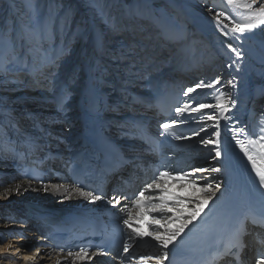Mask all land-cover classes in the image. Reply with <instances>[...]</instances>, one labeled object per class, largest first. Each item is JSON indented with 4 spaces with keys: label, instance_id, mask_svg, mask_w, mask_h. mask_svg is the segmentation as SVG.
<instances>
[{
    "label": "bare ground",
    "instance_id": "6f19581e",
    "mask_svg": "<svg viewBox=\"0 0 264 264\" xmlns=\"http://www.w3.org/2000/svg\"><path fill=\"white\" fill-rule=\"evenodd\" d=\"M22 1L28 9L27 17L18 19L19 22H23L12 24L13 22L10 20L7 23L6 30L2 28V25L0 26V64L10 59L12 49L18 47L21 43L19 36L25 25H29L36 20L43 22L49 17L55 19L56 28L60 35L57 47L64 39H67L70 47V56L63 62L60 70L56 69L58 76H56L55 83L58 86V95L59 86H62L63 82L67 80V69L78 62L84 61L85 52L89 56V52L93 51L97 33L96 28H100L98 32L108 33L106 39L111 33L108 26L101 21L100 16L97 14L96 9L91 6L89 0H58V9L45 11L41 19H36V8L38 7L36 2L38 3L39 0ZM261 1L264 3V0ZM98 2L108 21L123 29L119 35L110 37L112 42L132 43L135 37L143 36L141 34L143 22L148 27L149 34L159 41V47L157 46L156 49L151 51L147 50V47H143L142 42L139 43L141 47L137 49V60L142 67V79L133 84L136 88L133 87L132 91L137 93L136 95H131L129 90L128 98L125 100L119 91V81L112 80V87L105 86L104 92L99 97L93 96L98 101L99 110L92 109L94 116L92 119L100 124V128L107 139L118 142L120 146L129 144V148H131L130 150L121 151V153L123 157H132L133 161L116 168L117 176L120 175L128 182L129 192L132 195L138 193L144 184L150 181H146L149 173L148 167L149 165H156V162L152 151L140 145L138 139L133 136L125 139L126 136L120 135L115 122L135 120L149 133L159 134L160 115L157 112L153 94L157 91L164 92L163 83H171L170 90L179 96L180 106L182 107L184 102L187 101L190 108L185 111L183 116H179L174 112V116L169 121L186 120L185 123L179 124V126L188 129V132L183 136L191 137L192 132L199 131L202 126V123L197 122L198 114L191 112V107L200 102L215 104L214 97L219 93L214 89H198L195 93H190L188 97H185L183 92L195 84L194 77L198 75L199 71L208 75L204 80L207 82L213 79L211 73H214L218 69L217 67H220L221 84L216 87L220 91L228 93L236 101L235 108L231 112L223 114L231 116L232 120L226 122L221 119L220 121L223 158L220 160L213 159L215 153L210 152L209 148L200 143L201 137L209 138L208 134L215 130L212 127H208L207 133H201L200 137L175 141L177 150H170L169 165L171 167L169 169L188 170L194 167H222L224 169L221 173L198 174L207 176L212 183L222 182V191L217 193L218 200L210 202L211 212L205 209L207 216L204 217V222H198L197 227L191 231L186 230L180 241L198 233V227L201 228L217 217L224 208L229 206L232 198L235 199L237 204L257 206L260 213L264 211V201L253 192L239 156L241 148L232 138L233 132L231 130L233 125L237 128H246L248 135L252 139H256V134L259 133L261 127L260 121L264 117V28H257L251 33H245L242 42L232 40L231 37H224L213 21L215 12L224 11L237 21H242L241 13L244 12L243 8L227 6L226 0H98ZM40 4L39 7H43V2ZM209 7L213 9L212 13L208 12ZM66 13H68L67 26L60 33L59 30L64 23ZM148 22L151 25H148ZM224 23L231 27L230 19L224 20ZM125 26H127V29ZM78 28L87 29V34L82 39L73 40L72 34ZM259 33L262 34L261 37H259ZM228 43H232L233 47H236L243 54L244 59L237 61L240 64L239 71L236 70L235 65L232 68L227 67L232 60L236 59L235 55L228 51ZM118 46L119 44H116L111 47L115 49ZM195 47H198L197 50ZM172 48L175 52L174 57L166 64L165 53ZM193 49L196 50L195 53ZM193 53L194 55H192ZM197 55L200 57L202 55L205 61H209V64L204 66V61H201V59L197 61ZM150 56H154V59L148 64L147 61ZM217 57L220 58V63L215 65L213 61ZM164 64H166V67L164 66L165 68L161 70ZM7 67L10 69L8 75L0 73V191H3V188L9 185L13 178L27 187L28 180H21L20 173L28 162L32 163L31 165H34L39 173L43 174L42 182L44 184H68L57 177L56 174H62L67 161L71 160L75 150H79L89 133L88 120L84 116V110L90 100L88 91H91L86 68L74 86L69 84L71 95L66 102V110L60 111L57 107L56 95L48 87L38 86L33 81L32 76L25 73L26 71L20 73L18 77L13 76L11 73H16L20 67L19 65L8 64ZM23 76L24 80L21 81ZM27 76L29 78L27 84H25ZM233 78H235L236 88H232L231 85L227 84V81ZM111 89L118 94L114 101L108 100L107 97ZM136 99L141 102L136 103ZM117 102L121 106L120 112L109 111L108 106ZM202 111H215V114L220 115L218 109ZM100 113L102 114L100 115ZM212 123L211 121L207 122L208 125ZM239 138L247 144L248 136L241 133ZM211 139L215 140L216 138L213 136ZM130 140H134V142ZM248 148L254 155L258 151L251 145H248ZM5 149L14 150L15 155L12 151H3ZM48 156L51 159L49 162ZM182 156L186 158H181ZM209 156H212V158L207 161ZM188 157L196 158L187 159ZM178 164H180L179 167H176ZM127 170L131 173L129 180L124 174ZM40 183L41 181L33 180L32 188L40 189ZM200 183L203 184V181ZM168 186L170 192L181 197L201 195L199 191L193 193L191 188H181L174 180H169ZM113 195H117V193L109 187L108 194L104 195L105 199L103 201L90 204L82 197L73 196L71 199L64 200L59 194L45 193L43 190L33 191L30 189L20 195L13 194L8 200H0V233L6 232L9 228L23 231L25 239L21 240L18 236H13L12 239L23 245V250L30 252L39 247L42 242H46L40 239L43 236V229L25 215V203H34L63 210H77L91 215H102L104 211L112 209L107 201ZM127 204L129 202L117 208L121 217H124L125 213L121 212L120 209ZM168 215H172V213H168ZM10 218L15 221H23V223H9ZM150 219L151 216H145L144 220L134 221V225L138 224L140 231L147 232L149 229L146 222ZM172 226L175 227V225ZM248 227L251 234L245 238L247 248L244 251H247L257 238V229L251 224ZM143 243H147L152 247L143 252L144 254H160L158 248H154L156 242L149 237H145L143 241L137 240L134 242L132 248L129 249V253L137 245ZM42 252L50 253L52 247L43 248ZM121 254L114 261L102 258L101 262L98 263L94 258L90 262H85V264H119ZM123 255L127 256L128 254ZM54 260L55 255L53 253L52 260L45 258L40 264H54ZM169 260L171 264V257H169ZM4 264H9V262L5 261ZM14 264H23V262H14ZM165 264H169V261H165Z\"/></svg>",
    "mask_w": 264,
    "mask_h": 264
},
{
    "label": "snow or ice",
    "instance_id": "6c2138e0",
    "mask_svg": "<svg viewBox=\"0 0 264 264\" xmlns=\"http://www.w3.org/2000/svg\"><path fill=\"white\" fill-rule=\"evenodd\" d=\"M91 6L96 9L97 14L100 16L101 21L108 26V30L112 35H119L121 29L115 23H110L105 16V13L99 4L98 0H89ZM229 7L243 8L244 12L241 13L242 21H237L228 16L224 11H216L213 16V21L217 29L224 37H231L232 40H240L245 33H251L257 28H264V3L260 0H226ZM208 12L212 13L213 9L208 8ZM223 18V19H222ZM231 20V27L224 20ZM68 13L65 14L64 23L60 28V33L63 32L64 27L67 26ZM227 29V31H225ZM87 34V29L78 28L72 34V39H82ZM108 33L97 32L94 41L93 54L91 57L85 52V60L78 64L72 65L67 69V80L59 86V94L57 95V84L55 83L56 73L53 69H60L63 64L65 56L70 54V47L67 39L61 41L57 47V41L60 40V35L56 28V20L49 17L43 22L36 20L35 22L25 25L23 32L19 36L21 43L18 47H14L11 51L10 59L0 64V73L8 75L10 69L8 64L19 65L16 73H11L17 76L20 73L31 75L33 81L38 86L48 87L50 91L56 95L57 107L60 111H65V105L71 95L69 84L77 81L87 70L88 80L91 85V92L94 97H99L103 92L105 86L112 87V78L114 77L119 81V91L123 98L127 100L129 94V87L132 86L137 80L142 79V67L139 65L137 57L138 45L134 42L124 43L118 42L117 48H112L110 42L106 40ZM227 49L233 53L236 59L232 60L231 64L227 67L232 68L235 65L236 70H240V64L237 61L244 59L243 54L232 43L227 44ZM235 78L228 80L227 84L232 88L237 85L234 82ZM221 84V77L216 76L210 81L204 80L195 83L193 86L188 87L183 95L188 97L190 93H195L198 89H214L219 94L214 97L215 104L212 103H196L191 107V112L198 114V123H202L199 131H193L191 137L176 135L177 140L191 139L192 137H200L201 133H207V128L212 127L215 130L208 134L207 139L201 137L200 143L204 147L209 148L210 152H214L213 159L220 160L223 158V151L221 148V130L220 121L223 119L228 122L232 120L231 116L223 115L229 113L236 106V101L226 92L220 91L217 85ZM140 103L139 99L135 100ZM120 103L117 102L108 106V110L114 113L120 112ZM190 108L187 101L183 106H177L175 112L179 116H183L186 110ZM219 110L220 115L212 112H203L202 110ZM93 110H99L97 104H93ZM213 122L208 125L207 122ZM186 120H172L171 122H163L159 125L165 133H168L177 124L185 123ZM116 127L119 134L122 136H133L144 139L151 145L149 151L156 152L159 150L160 145L153 144L151 139L146 136L143 126L135 120L128 122L127 120L121 122L116 121ZM239 123V121H237ZM261 127L259 133L256 134L257 138L252 139L246 132V128H237L232 126L233 139L236 144L240 146L247 160L251 164V171L255 173L258 179V188L264 189V117L260 121ZM243 133L248 136L247 144L239 138V134ZM215 137L213 140L211 137ZM248 145L258 149L254 155L249 151ZM106 153L111 161V169L121 167L127 163L120 153L119 149L112 144L110 139L105 141ZM3 151L14 150L5 149ZM224 171L222 167H194L191 169H166L160 170L155 173L150 182H146L138 193H134L130 199L127 195H113L107 202L113 209L120 205L121 200H128L129 204L120 209L125 213L122 217V224L124 230H127V239L122 241V254L119 259V264H165L169 261L170 264V246H177L180 238L185 234L186 230L191 231L197 227L198 222L203 223L204 217L207 216L205 209L211 212L210 202L218 200L217 193L222 191V182L212 183L208 180L207 176L198 175L203 173H221ZM21 180H28V185L18 182L13 178L12 182L0 191V200H8L13 194L20 195L30 189L33 191L43 190L45 193L59 194L64 200L71 199L73 196L82 197L90 204H96L98 201L105 199L102 190L92 189L85 190L82 182L77 181L72 184H44L40 183V189L32 188V181L39 179L38 174L33 172L29 175L27 170L21 171ZM174 180L181 188H191L193 193L199 191V196L181 197L168 190V181ZM203 181V184L200 182ZM264 196V192L261 193ZM172 213V215H168ZM159 214V215H156ZM203 214V216H202ZM145 216H151L148 220V231H140L138 224L134 225V221L144 220ZM46 222V218H42ZM9 223H23V221H15L9 219ZM249 224L254 228L264 229V211L257 214L251 210L244 212L235 219L231 217L226 221L224 229H220L216 235L217 252L214 254L210 264H220V261L225 258H231L229 264H243L242 255L247 248L246 237L251 234ZM172 225H175L173 227ZM227 231V236H224V231ZM13 236H18L21 240L25 239L23 231H18L15 228H9L6 232L0 233V264L5 261L9 264L22 261L23 264H40L45 258L52 260L53 253L55 255L54 264H85V262L92 261L97 256H108L110 253L103 247H96L95 251H90L89 246H79L78 248H69L64 245L57 244L52 248V252L43 253L42 249L50 247L47 243H41L39 247L31 250L30 252L23 250V245L18 244L12 239ZM50 236V234H49ZM49 236H42L41 241H47ZM145 237L151 238L156 242V246L160 254H137L129 253L133 243L137 240L143 241ZM208 234L205 235V239ZM264 245V239L259 241ZM123 254H128L124 256ZM255 264H264V253H262Z\"/></svg>",
    "mask_w": 264,
    "mask_h": 264
},
{
    "label": "rangeland",
    "instance_id": "374dc122",
    "mask_svg": "<svg viewBox=\"0 0 264 264\" xmlns=\"http://www.w3.org/2000/svg\"><path fill=\"white\" fill-rule=\"evenodd\" d=\"M3 1V2H2ZM22 0H10V1H7V0H1L0 1V22L1 23H5V24H7L8 22H10V20H12V24H17L18 23V19H20V18H24V17H27V15H28V9H27V6H26V4L22 1ZM64 1V0H63ZM43 2V7H39L41 4L40 3H42ZM260 3H263L262 1L260 2ZM36 5L39 7H37L36 8V19H41V17H42V15L45 13V11H47V10H51V11H54V10H56V9H58V0H39V2L37 3L36 2ZM14 8H16V11H15V13H14ZM231 10H232V8H231ZM27 12V13H26ZM2 13V14H1ZM136 21V20H135ZM148 25H151V23L150 22H148L147 23ZM126 25V24H125ZM142 25V24H141ZM144 24V22H143V25H142V27H143V31H142V35L143 36H140V37H135V40H133V42L135 43V44H137L138 45V47H141L140 45H139V43H141L142 42V44L143 43H145V44H148V47L147 48H151V50L153 49H155V43H156V41L157 40H154V36L152 37V35L151 34H149V32L147 31V29H148V27ZM123 27H124V24H123ZM126 27V29H127V26H125ZM99 29L100 28H96V31L98 32L99 31ZM121 30H123L122 29V27L120 28ZM145 33V34H144ZM262 36V34L261 33H259V37H261ZM112 36V34L111 35H109L108 37H109V39H108V37H107V39L106 40H108L109 42H110V46H113V45H116V44H119L118 42H120V41H118V42H116V43H114V42H112L111 40H110V37ZM161 36H163V35H161ZM166 35H164L163 37H165ZM152 37V38H151ZM157 43H158V41H157ZM72 46V45H71ZM138 47H137V49H138ZM200 47V46H199ZM197 48L198 47H195V49L197 50ZM90 49V48H89ZM195 49H193V52L195 53ZM150 50V51H151ZM138 51V50H137ZM174 48H172L171 50H169V51H166V53H165V58H166V60H167V63L166 64H168V62L169 61H171L172 60V58L174 57L173 55H174ZM70 55L68 54L67 56H65V58H64V60H63V62L64 61H66V59H68V57H69ZM154 59V56L153 57H151V58H149L148 59V61H147V63L149 64V63H151L152 62V60ZM182 59V58H181ZM199 59H201V61H204L203 62V65L204 66H206L207 64H209V61H205L204 60V57H200V56H198L197 57V61L199 60ZM219 61V62H218ZM79 63V62H78ZM77 63V64H78ZM184 63V62H183ZM213 63H215V65L217 64H219L220 63V58L219 57H217V58H215L214 59V61H213ZM166 64H164L163 66H162V68H161V70L162 69H164L165 67H166ZM181 65H182V63H181ZM165 66V67H164ZM62 68V67H61ZM186 68V67H185ZM218 69L216 70V71H214V73H211V76L213 77V78H215L216 76H222V74H221V72H220V67H217ZM183 69H184V67H183ZM57 70H60V69H57ZM55 73H56V76H58V73L56 72V69H55V71H54ZM143 77H144V75H143ZM208 77V75L207 74H205V72H202V71H199V73H198V75L196 76V78H195V83H198L199 81H201V80H205L206 78ZM23 79H21V81L22 80H24V76L22 77ZM112 80H114V81H116L117 79H115V78H113ZM77 81H75V82H72V83H70V86H74V84L76 83ZM131 88H129V90H130V93H131V95H133V94H137V93H135V92H133L132 91V88L134 87V88H136V86H130ZM133 88V89H134ZM117 93L115 92V90L113 91L112 89L109 91V93H108V100H110V101H114L115 100V98L117 97ZM141 94H139V96H140ZM111 97V98H110ZM48 152V151H47ZM44 153H46V152H44ZM51 156H53V154H51ZM212 158V156H209V158L207 159V161H209L210 159Z\"/></svg>",
    "mask_w": 264,
    "mask_h": 264
}]
</instances>
